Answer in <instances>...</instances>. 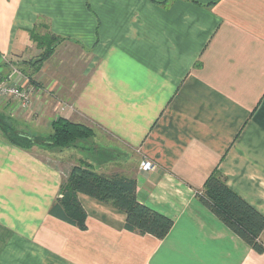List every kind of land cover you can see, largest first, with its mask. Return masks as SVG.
<instances>
[{
	"label": "crops",
	"instance_id": "1",
	"mask_svg": "<svg viewBox=\"0 0 264 264\" xmlns=\"http://www.w3.org/2000/svg\"><path fill=\"white\" fill-rule=\"evenodd\" d=\"M53 34L51 76V60L38 84L14 66L40 105L0 94V114L32 136L47 138L59 116L94 133L80 148L44 143L45 155L0 133V264H264L197 196L218 171L264 214V0H0L6 61L39 56ZM67 62L81 72L66 78ZM83 163L135 178L138 199L174 220L168 235L128 231L123 211L84 193L86 230L50 214Z\"/></svg>",
	"mask_w": 264,
	"mask_h": 264
},
{
	"label": "trees",
	"instance_id": "2",
	"mask_svg": "<svg viewBox=\"0 0 264 264\" xmlns=\"http://www.w3.org/2000/svg\"><path fill=\"white\" fill-rule=\"evenodd\" d=\"M49 38L48 46L35 60L33 58L22 60L21 63L8 60L7 64L12 65L11 68L16 65L21 67V64L30 67L32 72L27 75L30 81L35 83L32 73L41 68L62 39L55 34ZM38 39L40 44L46 43L44 38ZM3 64L0 61V67ZM51 127L52 133L43 140L42 137L18 131L5 115L0 114V133L8 142L26 149L39 141L60 149L72 147L76 146L78 140L89 138L94 133L91 127L65 116L54 119ZM78 193H84L123 211L126 214L124 227L128 231L142 235L152 234L158 239H164L174 225L171 217L138 199L135 178L120 173H100L90 168L87 163L72 167L62 182L61 197L52 205L50 214L86 230L87 211ZM197 196L256 252L264 253V244L260 238L264 230V214L233 190L222 173L213 171L207 177L202 192H198Z\"/></svg>",
	"mask_w": 264,
	"mask_h": 264
},
{
	"label": "rangeland",
	"instance_id": "3",
	"mask_svg": "<svg viewBox=\"0 0 264 264\" xmlns=\"http://www.w3.org/2000/svg\"><path fill=\"white\" fill-rule=\"evenodd\" d=\"M64 47V49L63 50H65L66 52H67V49L65 48L66 47V44L63 46ZM62 47V48H63ZM72 49L70 50V52H72L73 51V53H74V58H78L79 59V53H80V51H79V49L78 48H76V47H71ZM53 54V53H52ZM52 54L45 60V61H47V62H49L50 60H51V62L50 63H45L46 64V67H47V69H46V73H47V75L48 76H51V74H53V72L52 71H56V69H57V64H55V63H53L55 60H56V58H57V55L55 56V55H53L52 56ZM68 55V54H67ZM60 56L58 55V58H59ZM33 58V60H35L36 58H38V56H35V57H32ZM81 58V57H80ZM79 60H81V59H79ZM0 61L1 62H3L4 63V61L5 62H7L6 60H5V58H1L0 59ZM44 63L41 65V67L43 66V65H45ZM83 65V64H82ZM82 65H80V64H78V65H72L70 62H67V63H65V66L63 67V68H61V72L60 73H62L63 75H65V77L67 78V76L68 77H70V74H71V72H72V70L74 69L75 71H77L78 70V72H81V70H79V68L80 67H82ZM21 68V67H20ZM68 68V71L65 73V70L64 69H67ZM29 74H31V72H32V69L30 68V67H25L24 68ZM41 69V68H40ZM0 74H1V71H0ZM32 75H33V77H35V79H36V77H37V74L36 73H32ZM61 75V74H60ZM62 75V77H64ZM2 76V75H1ZM47 77V76H46ZM61 77V76H60ZM51 80V79H50ZM50 80H49V82H50ZM37 81V80H36ZM35 81V82H36ZM52 81V80H51ZM48 82V83H49ZM19 83V82H18ZM46 84V78L43 80V83L42 84ZM48 83L46 84V85H48ZM78 83V82H77ZM20 84V83H19ZM37 84H38V81H37ZM66 84H67V79H65L64 80V82L63 83H61V85H60V90H62L64 87L66 88ZM31 85H33V84H31ZM45 85V86H46ZM81 86V85H80ZM79 86V87H80ZM78 87V84L74 87V88H79ZM27 88V87H26ZM28 89V93H29V100L27 101V102H25V103H23L22 101H20V104H22V105H29V106H34L36 103H37V101H36V99L34 98V96L31 94L32 93V91H33V89L32 88H27ZM57 93H58V97H61L62 96V92H59V91H56ZM64 92V91H63ZM56 93V94H57ZM63 97V96H62ZM14 98V97H13ZM17 99V98H16ZM18 100V99H17ZM40 103H41V101H39L37 104L38 105H40ZM61 107V106H60ZM47 110H49V108L47 109ZM47 113H49V112H47ZM6 119H8V121H10L11 122V124H13V126L18 130V128H20L18 125H19V121L17 122V121H15V120H12L10 117H6ZM13 121V122H12ZM37 128H39V127H37ZM30 130H31V128H29ZM19 131V130H18ZM29 131V130H28ZM35 131V130H34ZM37 132V131H36ZM42 132V131H41ZM44 132V131H43ZM45 136V135H44ZM43 138V140L46 138V137H42ZM80 142H82V141H80V140H78V144H76V146H77V148H80ZM88 143H90V142H88ZM44 144H43V141H39V142H37V143H35V145H33V146H35L34 147V150L36 151V152H38V153H42V154H48V152H46V150L47 149H44L45 147L43 146ZM61 156H63V162H65L66 164H64L63 163V165H66L65 167H67V165H68V163H67V161L69 162V160H67V159H71V157H70V155H69V153L67 152V151H65V153H63V155H61ZM61 158V157H60ZM142 163V162H141ZM62 165V166H63Z\"/></svg>",
	"mask_w": 264,
	"mask_h": 264
},
{
	"label": "built area",
	"instance_id": "4",
	"mask_svg": "<svg viewBox=\"0 0 264 264\" xmlns=\"http://www.w3.org/2000/svg\"><path fill=\"white\" fill-rule=\"evenodd\" d=\"M1 58H4V56L1 55ZM11 71L12 72L7 78H3L0 74V94L12 96L25 103L29 100L28 89L17 81H14L13 75L18 72V69L13 66ZM154 167L155 164L151 160H143L141 163V168L143 170H151Z\"/></svg>",
	"mask_w": 264,
	"mask_h": 264
}]
</instances>
